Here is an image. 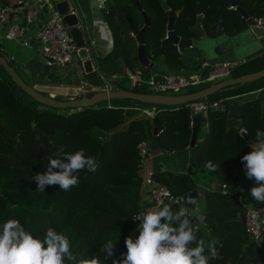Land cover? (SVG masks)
Segmentation results:
<instances>
[{
  "label": "trees",
  "instance_id": "trees-1",
  "mask_svg": "<svg viewBox=\"0 0 264 264\" xmlns=\"http://www.w3.org/2000/svg\"><path fill=\"white\" fill-rule=\"evenodd\" d=\"M139 1L146 11H150V5L159 6L158 0ZM168 1L173 7L183 6L178 21L182 32H186V20L193 14L196 0ZM104 3L108 8L106 22L113 46L109 52L97 56L99 69L105 75L122 72L126 66L148 71L137 60L136 40L129 33L125 16L131 11L136 16H132L135 23L142 22L136 0H105ZM238 3L250 15L264 14V0H238ZM200 4L206 12L205 20L210 30L212 20L223 12L225 18L230 19L232 32L241 27L240 14L235 9L226 11L223 0H200ZM154 16L145 34L146 55L152 59L161 56L171 69H197L205 59L203 52L190 48L180 54L171 45L162 49L164 17L158 11ZM263 60L264 53L250 57L247 63L239 65V71L233 76L264 68ZM9 63L15 68L10 60ZM87 75L91 80H99L93 72ZM261 85H264V76L227 85L208 94L207 99L233 96L231 101L239 100L235 116L241 120V126L226 128L229 101L225 110H209L202 118L204 130L201 134L198 132V141L190 147L189 101L167 105L117 97L109 99L111 106L103 99L89 106L53 107L32 98L0 63V226L9 219H18L27 230L41 238L46 229L52 227L69 237L73 251L81 259L90 262L96 258L100 264H113L114 259H123L122 254L127 252L125 239L130 235L135 239L139 235L140 221L134 220L133 215L153 210L147 208L158 205L145 198L137 144L141 140L148 142L152 129L163 126L158 132L160 150L174 152L188 147L189 166L187 171L153 170V180L177 196L194 188L200 192L196 209L182 203L163 204L173 212L181 206L189 211L193 223L199 225L198 239L203 240L206 250L215 242L216 258L212 264H264V231L258 243L245 228L246 210L264 208V204L255 201L250 194L257 184L254 179L247 178L241 162V157L251 151V147L240 132L243 127L255 140L257 129L264 130V101L258 121L254 122L257 99L246 94ZM114 87L129 89V82L122 77L114 81ZM132 90L151 92L142 86ZM243 94L246 97L239 98ZM55 98L60 99L59 96ZM139 107L152 108L153 115L145 114ZM35 123L44 130L43 134L33 130ZM40 146L42 152H39ZM61 148L66 152L84 149L86 155L96 159L97 170L81 172L79 185L67 192L58 184L47 186L44 192L38 191L32 177L46 171L48 159ZM199 174L205 178L214 177L216 185L201 187ZM222 183L226 184L227 193L221 191ZM207 211L213 216H208ZM109 240L116 247L114 256L105 260V254L99 249Z\"/></svg>",
  "mask_w": 264,
  "mask_h": 264
},
{
  "label": "clouds",
  "instance_id": "clouds-1",
  "mask_svg": "<svg viewBox=\"0 0 264 264\" xmlns=\"http://www.w3.org/2000/svg\"><path fill=\"white\" fill-rule=\"evenodd\" d=\"M103 0H101V4ZM251 151L241 157L247 178L257 186L251 188L252 198L264 204V130L257 129L256 138L250 144ZM98 163L84 149L74 152L59 149L48 159L46 171L32 177L38 191L47 186L59 185L67 192L79 185L80 173L95 172ZM54 169H59L54 171ZM140 221L139 235L128 236L124 243L127 252L123 259L113 264H212L216 258L215 242L206 250L198 239L199 225H195L189 211L181 206L176 212L160 203L153 210L133 215ZM116 244L107 241L99 249L104 259L114 256ZM0 264H100L93 258L81 259L72 249V242L63 232L49 227L44 236L34 235L18 219H9L0 226Z\"/></svg>",
  "mask_w": 264,
  "mask_h": 264
},
{
  "label": "built area",
  "instance_id": "built-area-1",
  "mask_svg": "<svg viewBox=\"0 0 264 264\" xmlns=\"http://www.w3.org/2000/svg\"><path fill=\"white\" fill-rule=\"evenodd\" d=\"M57 1L59 0H0V41L2 39H12L29 46L30 41L23 38V35L27 25L35 24L37 27L35 38L41 42L39 47L42 56L62 80H70L69 82H71L66 83V86L71 90L64 92L65 95L69 96L68 98L72 95L74 96V93L83 92L86 89H91L95 92L110 91L116 88L114 87V81L122 77L127 78L129 89L135 86H142L149 88L152 93H183L179 91L189 85L230 77L229 75L233 69L240 64L246 63L249 59V57L243 56L240 58L216 60L214 63H210L207 59H204L197 69L189 72H185L182 69L177 71L169 68L167 65L148 72L142 70L140 67L132 68L126 66L124 71L111 75H105L98 69L101 81L91 80L89 77H86L88 72L85 71L82 65L84 58L80 60V63L74 61L80 47L76 45L71 36L70 26L64 20V14L57 9L55 5ZM96 1L101 3V0ZM70 5L69 12L77 13V9L73 8L71 3ZM103 8L105 14H107L108 8L105 3ZM253 19L257 24L264 27V14L254 16ZM84 49H86L88 54L86 58H91L90 47L85 44ZM4 56L8 61L14 59L13 54L5 52ZM91 60L94 71L95 63L92 58ZM51 96L54 97V95ZM232 97L227 96L214 99L202 97L190 100L188 104L190 126L192 125L193 115L201 113L202 116H206L209 110L223 111L227 107L226 101H231ZM109 99L107 98V106H111L112 104ZM139 109L147 115H153L152 108L139 107ZM137 147L142 166L151 151L146 140H141L137 144ZM151 172L147 171L142 180V187L147 197L155 201L156 204L163 203L165 199H172L173 203H181V196L172 194L166 186L154 181ZM221 191L227 193L228 190L225 183H222ZM193 201L196 205L198 204L197 199ZM245 228L250 237L260 243L264 231V208L249 207L246 210Z\"/></svg>",
  "mask_w": 264,
  "mask_h": 264
},
{
  "label": "water",
  "instance_id": "water-1",
  "mask_svg": "<svg viewBox=\"0 0 264 264\" xmlns=\"http://www.w3.org/2000/svg\"><path fill=\"white\" fill-rule=\"evenodd\" d=\"M165 9H168V3L166 0H159ZM227 2L228 8L234 7L238 11L240 16L244 19L241 27L235 31L234 34L228 35L225 33V28L223 26V17L222 13L218 15V21L216 23L215 31L210 34L205 29L202 28V15L200 12V6H196V21L193 25H189L188 29L191 33H194L196 37L179 35L176 31L173 30L172 21L174 20L175 15L178 11H169V20L167 24V33L166 37L162 39V48L165 47L167 43H172L173 45L179 46L181 50L187 47H196L200 49L205 55L206 59L210 63H214L217 60V50H221V45L227 40H235L240 38V44L237 47L236 51H241L247 57H254L259 54L264 53V27L256 23V21L251 17L250 13L244 9V7L238 3V0H224ZM138 8L141 10L142 15L144 16V24L141 27H138L130 14H127L126 18L128 21V27L132 31L133 35L136 37V53L138 62L145 67H153L156 65L155 61L151 60L145 53V33L150 24V18L145 10H143L142 5L139 0H136ZM57 9L64 14V20L70 26L71 36L80 51L84 52L85 40V17L77 12L70 13V2L68 0H59L55 3ZM34 30L36 27L33 28ZM40 40H36L32 43L34 46L40 45ZM31 44V45H32ZM82 60V65L88 73L94 75L97 72L92 69V60L91 58L84 55ZM0 63L11 75L13 81L18 84L25 92H27L35 100L42 102L44 104L53 106V107H81L89 106L97 103L100 100L107 98H117V97H128L134 98L145 102L158 103V104H181L193 99L206 97L208 94L213 93L222 87L227 85L241 83L246 81L255 80L261 76H264V68L246 72L237 76H230L221 80H218L206 87L200 88L192 92H183L178 94H161V93H152V92H141L134 91L132 89H112L110 91H97L91 95H83L81 97L74 98H55L50 94H44L39 89L30 85L26 82L17 70L9 63L6 57L0 54ZM240 106L239 101H231L228 105L227 112V121L226 128L229 127H240L241 120L235 117ZM201 113H196L192 117L191 133L189 137V146L194 147L197 140L198 130L201 126ZM163 128V126H157L152 129V136L148 141V146L150 151H157L160 149L158 143V132ZM33 130L44 133V130L37 124H33ZM241 134L246 139V141L251 144L255 141L249 133L244 129H240ZM43 148L40 146L39 152H42ZM199 192L197 188L189 191L186 194L181 196V203L185 206L191 207V209H196L197 205L194 203V199H197ZM163 203H173L172 199H165ZM208 216H213L210 211H207ZM191 217V216H190ZM192 221L193 218L191 217Z\"/></svg>",
  "mask_w": 264,
  "mask_h": 264
},
{
  "label": "crops",
  "instance_id": "crops-1",
  "mask_svg": "<svg viewBox=\"0 0 264 264\" xmlns=\"http://www.w3.org/2000/svg\"><path fill=\"white\" fill-rule=\"evenodd\" d=\"M68 1L73 5V8L77 9V11L85 17L87 21L85 22V29H86L85 30V40H86L85 44L88 47H90L91 58L93 59L95 63L94 71L97 72L98 76H100V72H98L99 67L97 63L95 62V59L98 58L97 56H102L105 53L109 52L113 46V39H112L110 30L108 28V24L106 22V18L104 17L95 18L93 17V14L90 11L86 13V0H68ZM94 3L98 7V9L103 11V13L105 14L104 8H103L104 3L101 4L99 3V1H96V0H94ZM251 17L253 18L254 16L251 15ZM241 22L244 23L243 18ZM224 24L226 26L225 28L227 30L228 35H232L235 33V32H232L233 26L231 29L229 28L230 19H225ZM34 27H36L35 24L27 25L26 31L23 35V38H26L30 41L29 47H27V45L22 44L20 41L13 40L15 44L26 46L27 49L23 53H20V54H17L15 52H6V53L13 54L14 55L13 60L17 61L22 71L28 74L29 78L33 79V82L29 83L30 85L34 86L40 91H45L48 94L54 95V97L62 94L63 96H66L68 98L69 96L65 95L64 92H68V90H71L69 87L66 86V83H70L69 82L70 80H66V81L62 80V78L52 69V66H50L46 62L44 57L42 56L39 45L34 46L32 44L36 41V38H35L36 29L34 30L33 29ZM9 40H12V39H9ZM240 41H241L240 38H236L235 40L230 39V40L225 41L220 47L221 50H217V60L240 58V57L245 56L246 54H242L236 51L237 48L235 44L236 45L238 44L237 45L238 47L240 44ZM31 49H35V54L34 53L29 54L30 53L29 50ZM26 53H27V57L25 56ZM84 55L85 56L88 55L86 52V49L84 52H81L79 49L75 55L74 61L76 63H80V60L83 59ZM158 61H159L158 65L154 67V69H148V71L156 70L159 67L167 65L165 64L161 56L158 57ZM180 69H184L185 72H189L193 70V69H185V68H180ZM177 71L179 70L177 69ZM98 79L99 80L96 79L95 81H98V82L101 81L100 77ZM56 93L57 95H55ZM246 94L251 95L250 96L251 98L257 99L255 102L254 109H253V120L254 122H256L258 121V118L260 115L261 103L262 101H264V85H261L257 89L252 90ZM246 94H243L239 98L243 99L244 97H246ZM72 96L70 98L81 97L82 95L78 93H74V96L73 97ZM203 117L204 116H202V118ZM202 118H201V123H202ZM197 139H199L198 135H197ZM189 155H190V149L188 147L182 150L174 151V152H162L160 149L154 153H152L151 151L150 155L146 157L144 163L141 166L140 170H141L142 177L147 171L160 170V169H174L178 171H187L188 166H189ZM202 178H205V177H202ZM205 181L206 182H201V179H200L199 184L201 185V187H211L212 188L216 185V181L214 177H208V178L206 177ZM199 195H200V192H199ZM145 198L149 199L147 195H145ZM154 208L155 207L147 208V209H154Z\"/></svg>",
  "mask_w": 264,
  "mask_h": 264
},
{
  "label": "flooded vegetation",
  "instance_id": "flooded-vegetation-1",
  "mask_svg": "<svg viewBox=\"0 0 264 264\" xmlns=\"http://www.w3.org/2000/svg\"><path fill=\"white\" fill-rule=\"evenodd\" d=\"M159 1V0H158ZM167 1V3H168V6H169V8L168 9H165L164 7H163V5L160 3V1H159V6H156V5H150V11H146L144 8H143V6H142V8H143V10H145L146 11V13L148 14V16H149V18H150V24H149V27H150V25L152 24V22H153V19L155 18V14L157 13V11L164 17V28H165V35L161 38V41H160V46H161V48H162V39L163 38H165L166 37V33H167V24H168V20H169V11H178V10H180L179 12H177V14L175 15V17H174V20L172 21V27H173V30L174 31H176L179 35H186V36H192V37H196V35L194 34V33H191L190 31H189V29H188V26L189 25H193L194 23H195V21H196V17H197V13H196V6H197V4H199V6H200V12L199 13H201V15H202V22H201V26H202V28L203 29H205L208 33H210V34H212L214 31H215V29H216V23H217V21H218V16H216V18L214 19V20H212V25H211V30L209 29V27L207 26V22H206V20H205V17L207 16L206 15V12H205V10L201 7V4H200V0H196V4H195V7H194V10H193V14L191 15V17H189L186 21H187V31L186 32H182V29H181V24H179V18H180V16H181V13H182V11H183V6L182 5H180V6H178V7H173L171 4H170V2L168 1V0H166ZM224 1V0H223ZM224 3H225V10L226 11H232L233 9H234V7H230V8H228V5H227V2H225L224 1ZM137 4V3H136ZM155 4V3H154ZM142 5V4H141ZM138 7V6H137ZM157 8H159V9H161V11L159 10V9H157ZM138 10H139V12L141 13V15H142V12H141V10L138 8ZM127 14H130V16L132 17H134V18H136V16H135V14L133 13V12H131V11H127L126 13H125V16H127ZM133 17H132V19H133ZM222 17H223V26H224V28L226 27L225 26V24H224V20L226 19L225 18V15H224V12L222 13ZM127 19V18H126ZM134 20V19H133ZM179 20V21H178ZM135 22V21H134ZM127 24H128V21H127ZM136 24V23H135ZM144 24V16L142 15V22H140V24L139 25H137L138 27H141L142 25ZM181 26V27H180ZM149 27H148V29H149ZM128 29H129V27H128ZM148 29H147V31H148ZM146 31V32H147ZM129 32H130V35H132V36H134L133 35V33H132V31L129 29ZM225 33H227V30H226V28H225V31H224ZM146 34V33H145ZM134 38H135V40H136V37L134 36ZM168 45H171V46H174V47H176V50L180 53V54H183V53H185L186 51H188L190 48L192 49H198V48H196V47H187V48H185V49H183V50H181L180 48H179V46H176V45H173L172 43H167L166 45H165V47L164 48H162V49H165ZM136 48H137V44H136ZM190 49V50H191ZM146 53V52H145ZM149 57V56H148ZM151 60H153V61H155V63H156V61H158V58H155V59H152V58H150ZM158 65V64H157ZM157 65H155V66H153V67H147V70L148 69H154V67H156Z\"/></svg>",
  "mask_w": 264,
  "mask_h": 264
},
{
  "label": "rangeland",
  "instance_id": "rangeland-1",
  "mask_svg": "<svg viewBox=\"0 0 264 264\" xmlns=\"http://www.w3.org/2000/svg\"><path fill=\"white\" fill-rule=\"evenodd\" d=\"M88 11H90L92 14H93V17H95V18H106V16H107V14H104L103 13V11H101V10H99L98 9V7L96 6V4L94 3V0H91V1H89V0H86V13L88 12ZM87 18V17H86ZM105 20V19H104ZM130 33V32H129ZM27 47H29V46H27ZM27 48H26V46H23V45H19V44H15L14 42H13V40H7V39H2L1 41H0V51L5 55V52H15V53H17V54H20V53H23L25 50H26ZM29 54H32V53H34L35 54V49H31V50H29ZM239 53H242V54H244L243 52H241V51H238ZM25 56L27 57V53L25 54ZM160 57V56H159ZM157 58V57H156ZM153 59H155V58H153ZM248 61H249V59H248ZM247 61V62H248ZM10 62L15 66V68L18 70V72L22 75V78H24L28 83H32L33 82V79H31V78H29V75L28 74H26V73H24L23 71H22V69H21V67H19V63L17 62V61H15V60H10ZM246 62V63H247ZM159 63V61H156V65ZM262 64H264V60L262 61ZM252 64H249L248 66H251ZM242 66V65H241ZM239 65L235 68V69H233L232 70V72H231V74L229 75V76H232L233 74H235L236 72H238L239 71ZM124 69V68H123ZM123 69H122V71H123ZM174 69H176V68H174ZM186 69V68H185ZM182 70H184V69H182ZM174 71V70H173ZM86 77H89L88 75H86ZM215 81H217V80H212V81H205V82H203V83H201L200 85H189V86H187V87H184V88H182L179 92H186V91H189V90H192V89H197L198 87H205V86H207V85H210V84H212V83H214ZM71 83V82H70ZM223 88V87H222ZM45 92V91H44ZM93 92H95V91H93V90H91V89H86L85 91H83V92H79L78 94H80V95H84V94H86V95H89V94H92ZM46 93V92H45ZM163 94H166V93H163ZM60 98H62V99H64V98H67L66 96H63L62 94H60V95H58ZM216 96H219L218 94L216 95ZM102 100H100V102H101ZM99 102V101H98ZM227 102V104H228V100L226 101ZM173 105H177V104H173ZM203 125H201V127H200V129H199V134H201L202 132H203ZM199 179H201V182H206L205 181V178H202V176H200V174H199V177H198Z\"/></svg>",
  "mask_w": 264,
  "mask_h": 264
}]
</instances>
